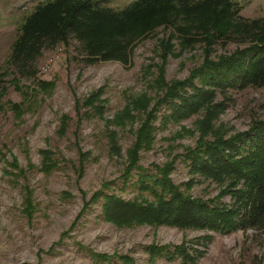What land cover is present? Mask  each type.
I'll use <instances>...</instances> for the list:
<instances>
[{
  "label": "trees",
  "instance_id": "trees-1",
  "mask_svg": "<svg viewBox=\"0 0 264 264\" xmlns=\"http://www.w3.org/2000/svg\"><path fill=\"white\" fill-rule=\"evenodd\" d=\"M105 2L37 3L23 19L6 60L13 72L10 83L16 90L26 96L30 95L29 90L49 93L55 81L37 79V62L46 49L75 39L84 64L117 61L126 66L140 41L159 28L169 34L159 40L155 51L160 62L143 67L147 90L128 97L111 119L115 125L125 127L143 117L126 150L127 163L121 174L122 186H130L136 197L125 199L108 191L109 183L104 182L90 197L100 204L99 216L117 227L168 225L219 234L264 230V119H254L247 129L231 135L216 124L227 107L229 90L264 87V17L242 15V6L235 0H134L122 8H112ZM174 39L179 42L178 53L174 52ZM231 41L237 42L234 50L213 55L216 45ZM195 44L202 45L201 62L185 78L167 81V58ZM152 66L156 67L155 77H149ZM6 74L7 71L0 72V111L7 105L20 119L30 107L24 100L3 101ZM19 79L31 80L33 87L25 86L28 91H21ZM75 109L80 119L86 113L102 116L105 105L101 90L76 99ZM194 115L195 129L190 131L198 134L194 146L185 147L163 165L152 163L145 167L138 163L139 152L152 147L157 129ZM158 119L160 127L155 124ZM68 120L67 114L60 115L59 133L65 131ZM109 143L117 154L114 134L109 136ZM40 154L41 169L48 173L55 167L53 154L42 149ZM176 159L190 175L187 182L176 184L171 178ZM8 166L13 177L24 175L15 158ZM195 177L215 183L218 193L207 199L189 194L187 189L198 181ZM25 189L23 201L31 214L30 190L27 186ZM225 197L228 201H223ZM210 239L211 235L205 233L179 244L151 243L142 248L148 254V264L158 259L197 264ZM86 251L96 264H136L129 253Z\"/></svg>",
  "mask_w": 264,
  "mask_h": 264
},
{
  "label": "rangeland",
  "instance_id": "rangeland-1",
  "mask_svg": "<svg viewBox=\"0 0 264 264\" xmlns=\"http://www.w3.org/2000/svg\"><path fill=\"white\" fill-rule=\"evenodd\" d=\"M41 1L44 0H0V72L7 71L2 85L7 88L3 101L24 100L30 107L20 119L7 105L0 111V264H96L86 249L129 253L136 264H148L143 245L179 244L205 233L211 239L197 264H264V230L219 234L168 225L117 227L99 216L100 204L92 202L90 197L104 182L109 183L108 191L125 199L136 197L130 186H122L121 174L127 163L126 150L143 117L125 127L115 125L111 119L128 97L147 90L143 67L160 62L155 51L159 40L169 34L159 28L140 41L133 50L131 63L126 66L117 61L84 64L75 39L46 49L37 62V79L53 80L55 86L49 93L29 90L30 95L26 96L10 83L13 72L6 60L23 19ZM132 1L106 0L105 4L122 8ZM235 1L242 6V15L264 17V0ZM172 43L174 52L178 53V39ZM236 46L234 41L216 45L213 55L230 52ZM201 60L202 45L195 44L167 58L164 76L167 81L185 78ZM45 65L46 70L42 71ZM151 69L149 77H155L156 67ZM19 86L27 92L25 86L33 87V82L19 79ZM98 89L105 105L103 115L86 113L80 119L75 100ZM227 97V107L216 123L226 135L247 129L254 119H264V87L229 90ZM84 111L82 108L80 112ZM63 113L69 120L65 131L59 133V118ZM196 117L164 127L156 120L160 128L155 132L153 145L139 152L138 163L145 167L152 163L163 165L185 147L194 146L198 134L190 131L195 129ZM112 134L119 147L117 154L110 147ZM41 149L53 154L55 167L48 173L41 169ZM82 153L83 164L80 163ZM13 158L24 170L23 176L13 177L8 172V162ZM171 178L176 184L190 178L180 159L174 162ZM196 179L187 189L192 196L207 199L218 193L215 183ZM25 186L30 190L31 214L23 201ZM223 201L228 199L225 197ZM153 264L176 262L158 259Z\"/></svg>",
  "mask_w": 264,
  "mask_h": 264
},
{
  "label": "built area",
  "instance_id": "built-area-1",
  "mask_svg": "<svg viewBox=\"0 0 264 264\" xmlns=\"http://www.w3.org/2000/svg\"><path fill=\"white\" fill-rule=\"evenodd\" d=\"M46 67H47V65L43 66V67L41 68V70H42V71H45V70H46Z\"/></svg>",
  "mask_w": 264,
  "mask_h": 264
}]
</instances>
